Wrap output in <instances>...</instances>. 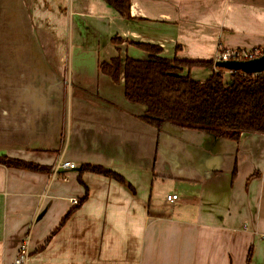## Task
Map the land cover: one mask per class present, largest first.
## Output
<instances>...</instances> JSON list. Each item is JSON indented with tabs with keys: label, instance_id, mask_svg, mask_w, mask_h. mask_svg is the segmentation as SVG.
<instances>
[{
	"label": "crops",
	"instance_id": "0c3cea01",
	"mask_svg": "<svg viewBox=\"0 0 264 264\" xmlns=\"http://www.w3.org/2000/svg\"><path fill=\"white\" fill-rule=\"evenodd\" d=\"M130 16L104 0H0V157L52 169L0 164V264L25 239L28 264H264V134L159 130L100 67L147 58L115 38L185 61L264 51V0H130ZM61 162L77 168L54 176Z\"/></svg>",
	"mask_w": 264,
	"mask_h": 264
},
{
	"label": "trees",
	"instance_id": "16d2710c",
	"mask_svg": "<svg viewBox=\"0 0 264 264\" xmlns=\"http://www.w3.org/2000/svg\"><path fill=\"white\" fill-rule=\"evenodd\" d=\"M104 1L131 19L130 0ZM135 46L145 51L147 58L123 59L119 55L100 67L115 83L119 84L123 79L126 99L146 108L143 119L149 125L160 130L170 123L235 141L243 133L264 134V73L255 76L242 72L229 73L217 68L213 60L168 59L162 55L163 50L159 46L141 43ZM193 68H204L212 74L205 81H199L190 74ZM0 164L34 172L52 171L51 168L5 156L0 157ZM82 171L108 177L132 188L121 175L111 170L83 166ZM87 197L88 191L80 203ZM74 211L68 213L51 237L63 227ZM251 259L252 252L248 255L247 264L251 263Z\"/></svg>",
	"mask_w": 264,
	"mask_h": 264
},
{
	"label": "built area",
	"instance_id": "2783aa9c",
	"mask_svg": "<svg viewBox=\"0 0 264 264\" xmlns=\"http://www.w3.org/2000/svg\"><path fill=\"white\" fill-rule=\"evenodd\" d=\"M264 55V51L261 49H219L216 57L215 63L218 61H250L256 58H259ZM229 72V71H228ZM231 73V72H229ZM77 168V165L72 162H61L58 165V168L54 171V176L60 174L61 170H74ZM63 180L67 181V177H63ZM177 196H169L168 201H176ZM72 202L76 205L78 201L73 199ZM261 239H264V233L260 235ZM30 260V250L28 246V239L24 240V243L19 249L18 255L14 260L13 264H28Z\"/></svg>",
	"mask_w": 264,
	"mask_h": 264
},
{
	"label": "water",
	"instance_id": "95a60500",
	"mask_svg": "<svg viewBox=\"0 0 264 264\" xmlns=\"http://www.w3.org/2000/svg\"><path fill=\"white\" fill-rule=\"evenodd\" d=\"M215 66L229 72H242L254 76L260 75L264 73V55L250 61H218Z\"/></svg>",
	"mask_w": 264,
	"mask_h": 264
},
{
	"label": "rangeland",
	"instance_id": "374dc122",
	"mask_svg": "<svg viewBox=\"0 0 264 264\" xmlns=\"http://www.w3.org/2000/svg\"><path fill=\"white\" fill-rule=\"evenodd\" d=\"M213 14V13H212ZM195 17H200V18H204V20H202V21H208L207 19L209 18V17H211V14H209V15H207V13L205 14V15H197V14H195L194 15ZM209 21H212V20H209ZM213 22V21H212ZM189 23H192V22H189ZM195 23H197V22H195ZM202 23H204V22H202ZM210 23V22H209ZM135 40H141L140 38H138V39H135ZM115 44H117V45H122L123 43H127V44H132L133 46H135L137 43H140V42H134V41H132V42H130L129 40H127V39H125V38H115ZM141 44H144V43H141ZM152 45V44H151ZM138 48V47H137ZM258 49V48H257ZM141 50V49H140ZM131 52V51H130ZM143 52H145V51H143ZM146 53V52H145ZM129 55H132V52L129 54ZM128 57V56H127ZM214 61V60H213ZM215 62V61H214Z\"/></svg>",
	"mask_w": 264,
	"mask_h": 264
}]
</instances>
